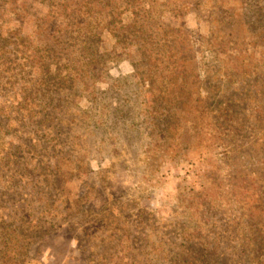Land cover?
<instances>
[{
  "label": "rangeland",
  "instance_id": "obj_1",
  "mask_svg": "<svg viewBox=\"0 0 264 264\" xmlns=\"http://www.w3.org/2000/svg\"><path fill=\"white\" fill-rule=\"evenodd\" d=\"M76 1L0 0V264H264V0H137L193 59L167 102L105 31L132 0Z\"/></svg>",
  "mask_w": 264,
  "mask_h": 264
},
{
  "label": "trees",
  "instance_id": "obj_2",
  "mask_svg": "<svg viewBox=\"0 0 264 264\" xmlns=\"http://www.w3.org/2000/svg\"><path fill=\"white\" fill-rule=\"evenodd\" d=\"M76 1V0H74ZM77 2V1H76ZM79 3L85 5L84 14L87 15H94V14H100L102 12H105L104 9H106V6H109L108 0H78V2L75 4V8H79ZM136 3L137 0H132L130 3H127V10L129 11L132 9L133 15H136V18L133 19L130 23H128L125 26L120 27H112L113 21H110L108 23H105V31L114 39L115 47L118 48L114 52V55L117 56L119 53L120 55H126V57L130 60L131 66L133 69V74L136 79H138L141 82L148 81L150 85H153L154 82L161 80L162 82L166 81L167 77L165 76L166 73H170V71H167V67L171 68L173 70V75L168 79V82L165 84L167 86L168 91L163 94L164 101H168L174 98H183V82L179 81L180 76L187 70H189L190 63L193 61L192 58H187L184 55L185 49L183 47H180V43L183 44L184 47H187L188 43L186 39H183L181 41L173 40L170 46H166V48H170V51L168 53H164L162 57H158L154 54L152 45L153 42L149 37L150 34V28L151 24L147 23L146 19L142 22V24L139 26L137 19V13H136ZM90 6H95V9L91 12ZM134 8V9H133ZM73 11L74 18L69 20H77V13ZM79 12V11H77ZM48 15V14H47ZM46 14L42 17V20L45 21L47 19ZM80 19V18H79ZM50 20H53L56 22V18H51ZM81 20V19H80ZM45 23V22H44ZM49 29L44 30L42 33V38L45 40L46 44H52L51 50L48 54H50L51 58H56L55 54L58 52L57 47L55 45H59L58 41H60V37H62V31L56 30L55 28L52 29V37H48ZM56 32L59 35V38L56 37ZM88 34H91V32H87ZM178 33H181V30L178 31ZM67 34V31L64 29L63 35ZM93 38L90 37L89 40L93 43L95 46V50L92 51L91 54L88 55V58L90 59V62L88 61L85 63L86 67H92V66H98L99 63V57H98V51L96 50L97 47H99V44L101 43L100 39H96L95 35H92ZM58 38V39H57ZM44 42V41H43ZM61 42V41H60ZM119 50V51H118ZM183 50V51H182ZM38 49L35 52L34 61H38L39 63L34 62V66L37 67V69L42 70L44 74H50L49 66L47 64H41L40 59L42 58L38 54ZM46 53V52H44ZM235 57H229V64H231V70L233 69V64H238L239 59L236 61ZM42 61V60H41ZM244 69L243 63L239 64V70ZM244 72V71H243ZM54 77H56V74H52ZM229 80H231V77H229ZM153 88V86H152ZM73 89V88H72Z\"/></svg>",
  "mask_w": 264,
  "mask_h": 264
}]
</instances>
